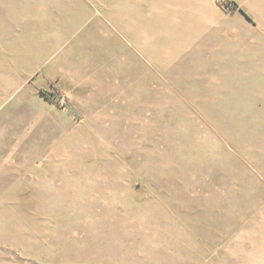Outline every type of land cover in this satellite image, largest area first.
<instances>
[{
	"label": "rangeland",
	"instance_id": "1",
	"mask_svg": "<svg viewBox=\"0 0 264 264\" xmlns=\"http://www.w3.org/2000/svg\"><path fill=\"white\" fill-rule=\"evenodd\" d=\"M116 3L61 0L76 36L36 69L50 22L0 0V264H264V0L213 28Z\"/></svg>",
	"mask_w": 264,
	"mask_h": 264
},
{
	"label": "crops",
	"instance_id": "2",
	"mask_svg": "<svg viewBox=\"0 0 264 264\" xmlns=\"http://www.w3.org/2000/svg\"><path fill=\"white\" fill-rule=\"evenodd\" d=\"M33 2H36L38 5L36 8H34V13L36 15V18L40 19V21L47 20L50 22L49 29L40 27L39 25H35L34 28L36 30L31 34V40H20V43L22 41V45L26 43V51L28 54H32L34 56L35 61L33 60V66L36 69H46L48 67H61L62 66V60L61 57H56L59 53L60 46L68 40V38L75 37V23L76 19L74 18L73 23L71 26H68V24L60 22L57 17H53L51 15L50 11H53V9H57L58 11L61 10V0H30ZM116 2H120L121 0H110V3L113 4V9L117 8L118 5ZM161 0H151V3L149 4V7L146 6V10L141 12L142 19L145 20V25H147V18L153 17L155 21V25L158 24L157 20V14L161 11L164 15L167 13L172 14V19L175 21H178L181 23L184 18L178 17L181 16V14H184L186 10H188V6L190 7V11L194 14V19L196 20L198 26L201 28H213V27H221L222 25L219 24V11L215 7V5L212 3V0H170V3L168 0L163 1V6L161 7ZM192 3V5H191ZM74 10H76L73 14H77L81 8L77 7V4H73ZM164 8L168 9L165 10ZM1 9V8H0ZM155 13V16L150 13ZM214 14V15H213ZM1 17V16H0ZM182 20V21H181ZM1 22V21H0ZM178 24V23H176ZM181 25V24H180ZM183 26V25H182ZM52 29H57L55 33H50ZM94 34H92L93 36ZM28 36V34H22V37ZM153 39L148 34L143 32L142 36V42L143 44L147 45V43ZM21 45V44H20ZM159 61H161L164 65H168V67H172L174 65V60L169 61L168 56L165 57V59H162L157 57ZM246 148L244 149L245 159L247 158L254 159L259 164L264 165V149H259V154H256L258 148H256L254 151L250 149L249 146L245 143L244 145ZM253 151V152H252ZM252 152V155L249 153ZM259 156V157H258Z\"/></svg>",
	"mask_w": 264,
	"mask_h": 264
},
{
	"label": "trees",
	"instance_id": "3",
	"mask_svg": "<svg viewBox=\"0 0 264 264\" xmlns=\"http://www.w3.org/2000/svg\"><path fill=\"white\" fill-rule=\"evenodd\" d=\"M231 6H233V5L231 4ZM241 11L244 13L243 10H241ZM41 93H42V94H43L48 100H50L49 96L46 94L45 91L41 90Z\"/></svg>",
	"mask_w": 264,
	"mask_h": 264
}]
</instances>
